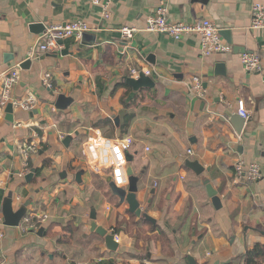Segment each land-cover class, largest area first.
<instances>
[{
    "label": "crops",
    "instance_id": "1",
    "mask_svg": "<svg viewBox=\"0 0 264 264\" xmlns=\"http://www.w3.org/2000/svg\"><path fill=\"white\" fill-rule=\"evenodd\" d=\"M101 2L0 0V98L3 76L24 61L40 36L32 33V25L85 21L94 29L81 40L62 41L59 51L41 53L31 59L29 70L21 69L13 96H34L38 105L33 111L13 108L14 120L9 122L6 108H0V208L11 195L15 211L31 203L27 212L50 216L42 236L40 231L7 227L0 241V264H188L189 255L198 264H233L257 243L264 244V73L246 71L243 50L233 51L239 47L256 53L264 65V29L252 28V9L264 6V0ZM163 7L170 21L209 19L221 31L230 30L233 45L223 39L231 51L204 57L197 37L176 40L140 32L132 40L122 38L123 27L142 29ZM133 68L150 70L155 87L134 91L124 82L136 79ZM46 73L52 75V91L43 84ZM195 78L202 80L204 99L192 92ZM60 95L73 99L64 111L55 107ZM239 100L252 117L241 136L226 114L237 113ZM93 131L112 139H135L130 153L139 178L138 200L157 222L151 235H165L169 247L153 240L141 242L140 248L123 227L112 233L132 214L127 204L114 208L110 175L95 174L82 156ZM32 143L38 152L26 159L23 150ZM240 159L259 163L262 180L233 185L234 165ZM187 161H199L205 173L196 175ZM46 162L49 166L44 167ZM33 170L34 177L27 181ZM203 177L218 192L221 210L214 208ZM92 209L97 224L119 238L117 252L90 232ZM245 214L250 226L243 228Z\"/></svg>",
    "mask_w": 264,
    "mask_h": 264
},
{
    "label": "built area",
    "instance_id": "2",
    "mask_svg": "<svg viewBox=\"0 0 264 264\" xmlns=\"http://www.w3.org/2000/svg\"><path fill=\"white\" fill-rule=\"evenodd\" d=\"M93 5H102L101 0H90ZM104 6L105 17H109L108 7ZM252 28L264 29V6L254 5L252 9ZM94 29L85 21H71L62 25H48L45 31L38 37L34 46L30 49L27 57L31 60L38 57L41 53H52L61 49V42L69 38L82 39L85 34L93 32ZM140 32L166 35L176 40L186 37H197L200 41L201 53L204 57H211L217 54H224L231 51L230 46L224 41L221 30L209 19L198 20L195 23L173 22L168 19L166 8H161L155 15L146 19L144 28L125 26L121 29L124 40H132L135 34ZM23 61V62H24ZM14 66L12 70L3 76L2 95L0 98V108L5 109L12 104L14 109L23 112H31L38 105V100L34 96L27 97L25 100H17L13 96L16 85L21 81V64ZM241 62L245 70L250 73H264V65L260 55L256 53H244L241 55ZM131 74L138 79L140 75L151 76L148 69H131ZM44 86L52 91L54 83L52 75L49 73L43 76ZM192 92L199 99H204L206 92L202 80L195 78L191 85ZM231 106V105H230ZM237 113L245 119L246 123L251 120V114L247 109L246 103L239 100L236 103ZM136 141L132 137L108 138L101 131H93V135L85 142L82 148V156L88 163L90 169L97 175L108 173L112 181L118 187H126L129 184L127 173L128 161L125 152L135 146ZM147 152L151 150L146 149ZM38 152V147L34 143L25 146L24 157L29 159L32 154ZM194 153L190 150L188 155ZM28 173V171H26ZM263 178L262 166L257 162L247 163L240 159L234 165L233 185L258 183ZM50 222V216L46 212L29 211L22 219L18 229L23 233L38 232L46 229ZM7 227L4 224L2 208H0V241L6 238ZM119 243V238L115 236Z\"/></svg>",
    "mask_w": 264,
    "mask_h": 264
},
{
    "label": "water",
    "instance_id": "3",
    "mask_svg": "<svg viewBox=\"0 0 264 264\" xmlns=\"http://www.w3.org/2000/svg\"><path fill=\"white\" fill-rule=\"evenodd\" d=\"M46 27L43 24H35L31 26V30L33 34L41 35L45 31ZM222 37L227 41V43L232 46V33L230 30H224L221 31ZM87 34L84 35L83 38H86ZM240 50H243V54L246 52L244 49H240L239 47H233L234 52H239ZM32 66L31 60H26L21 64L22 70H29ZM223 65H218V68H222ZM218 75V73H216ZM224 75V73H223ZM124 82L128 84L132 89L136 92H138L141 89H152L155 87L154 81L145 75H140L138 79L134 78H127L124 79ZM73 103V99L66 97L65 95H60L56 99L55 107L57 110L64 111L66 110L71 104ZM7 113V120L9 122H13L14 117V109L12 104H9L6 108ZM37 113V111H35ZM227 116L229 118L230 123L233 125L237 135L241 136L242 132L244 130V127L246 125L245 119L240 117L237 113H232L228 111ZM118 122V120L116 121ZM256 134L255 131L251 132V136H254ZM71 142V138L68 137L65 140L66 147L69 146ZM126 158L128 161L127 165V173L129 177V184L127 187H118L112 179L109 181V187L112 192V194L119 199V203L121 205L127 204L129 207V211L131 214H134L137 218L143 219L144 221H147L153 225H156L157 222L155 219H153L147 212V210L142 208L141 203L138 200V193H139V178L135 176L134 169L131 165L133 162V156L131 155L130 151H126ZM186 166L193 171L196 175L201 176L205 173V168L201 165L199 161H187ZM209 171V170H208ZM35 170L32 171V173L27 176L26 180L31 181L34 177ZM82 176V173L77 174V179L80 181V178ZM203 183L206 187V191L208 196L211 198L213 206L216 210H221L223 207L222 200L218 196V192L213 188L210 180H208L206 177H203ZM31 205V203H26L20 209L17 211L14 210L13 207V199L12 196L9 195V197L4 201V204L2 206V212L4 216V224L6 227L9 228H17L19 227L22 219L25 217L27 213V208ZM96 210L92 209V213L90 215V232L95 233L96 235L102 237L105 239L107 249L111 252H117L119 249V243L116 241V238L114 235L109 234L108 230L99 226L96 222ZM44 233V229H41L39 232V235L42 236ZM262 236H264V232H260ZM188 264H198L194 257L188 256L187 257ZM216 264H222L220 262H217ZM225 264V263H223Z\"/></svg>",
    "mask_w": 264,
    "mask_h": 264
},
{
    "label": "trees",
    "instance_id": "4",
    "mask_svg": "<svg viewBox=\"0 0 264 264\" xmlns=\"http://www.w3.org/2000/svg\"><path fill=\"white\" fill-rule=\"evenodd\" d=\"M49 166V162H46L44 164V167ZM40 171H38L39 173ZM134 219H137V217L132 214L131 215ZM147 225V226H151L153 228L152 233L156 232L157 227L154 226L153 224L147 222V221H137L134 223L135 226L137 225ZM45 230V229H44ZM121 230L118 229V227L114 228L113 230V234L116 235L117 233H119ZM136 238H137V243L138 246L141 248L140 243L143 242L144 244H147L149 241L142 239L141 237L137 236V233L133 234ZM155 237V236H153ZM156 241L160 240V242L163 244V246H167L169 247V240L166 238L165 235H162L161 237H158L155 239ZM148 241V242H147ZM237 262V263H242V264H264V244L261 243H257L252 250L247 251L243 256H239L238 258L235 259V261L233 262V264Z\"/></svg>",
    "mask_w": 264,
    "mask_h": 264
},
{
    "label": "rangeland",
    "instance_id": "5",
    "mask_svg": "<svg viewBox=\"0 0 264 264\" xmlns=\"http://www.w3.org/2000/svg\"><path fill=\"white\" fill-rule=\"evenodd\" d=\"M105 177H107V176H105ZM249 184H252V183H248L246 185L248 186ZM240 186H241V184H240ZM110 193H111V191L109 192V194ZM111 201L113 202L112 204H113L114 208L118 209V207H116V206L119 205V199L116 198L112 194ZM234 214H235V216L237 215L236 211H235ZM245 217H246V214L242 218V224L244 225L243 228H245L246 226H250V225H248V221L247 220H244ZM130 219L131 220H129V222H126L123 225H118V229L119 230H122V227H123V228H125L126 232L131 233L132 235L135 234V233H137V236L141 237L142 239L148 240L149 241V242L147 241L148 243L152 242L153 240H155L157 238V236L153 237L151 235L152 234V231H153V228L151 226H147V225H143V224H140V225L135 226L134 223L136 222V220L131 215H130ZM141 220H143V219H141ZM262 227L264 228L263 225H261V228Z\"/></svg>",
    "mask_w": 264,
    "mask_h": 264
}]
</instances>
